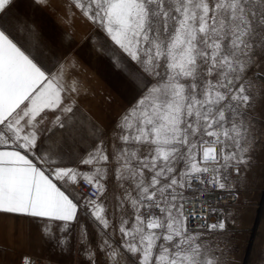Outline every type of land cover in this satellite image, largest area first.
Listing matches in <instances>:
<instances>
[{
  "label": "snow or ice",
  "instance_id": "6c2138e0",
  "mask_svg": "<svg viewBox=\"0 0 264 264\" xmlns=\"http://www.w3.org/2000/svg\"><path fill=\"white\" fill-rule=\"evenodd\" d=\"M15 4L0 0V213L38 218L59 250L75 233L83 264H222L226 218L193 229L184 205L235 190L264 139L249 111L264 77L248 76L264 0H30L54 32ZM85 44L128 94L106 119Z\"/></svg>",
  "mask_w": 264,
  "mask_h": 264
},
{
  "label": "rangeland",
  "instance_id": "374dc122",
  "mask_svg": "<svg viewBox=\"0 0 264 264\" xmlns=\"http://www.w3.org/2000/svg\"><path fill=\"white\" fill-rule=\"evenodd\" d=\"M39 15L46 22L49 32L57 29L54 18L39 9ZM85 65L84 76L95 95L87 103L96 117L108 118L128 100V94L121 77L113 70L106 58L96 56L85 44L79 49ZM249 78L264 77V57L257 56L248 73ZM112 98L111 107L106 103ZM252 122L259 132H264V94H257L253 107L249 110ZM223 196L235 194L237 201L228 205H218L213 212V220L219 216L226 218V231L210 237L219 251L216 255L222 264H264V139H258L251 154V164L242 171L235 190L220 191ZM189 193H187V196ZM212 220V222H213ZM41 222L32 224L31 246L25 254L50 259L60 264H83L84 257L74 238L70 249L59 250L42 237Z\"/></svg>",
  "mask_w": 264,
  "mask_h": 264
},
{
  "label": "crops",
  "instance_id": "0c3cea01",
  "mask_svg": "<svg viewBox=\"0 0 264 264\" xmlns=\"http://www.w3.org/2000/svg\"><path fill=\"white\" fill-rule=\"evenodd\" d=\"M16 8L34 16L44 26L46 22L33 9L30 0H16ZM95 116V115H94ZM41 222L38 218L25 215L0 213V264H19L23 254L31 246L32 224Z\"/></svg>",
  "mask_w": 264,
  "mask_h": 264
},
{
  "label": "built area",
  "instance_id": "2783aa9c",
  "mask_svg": "<svg viewBox=\"0 0 264 264\" xmlns=\"http://www.w3.org/2000/svg\"><path fill=\"white\" fill-rule=\"evenodd\" d=\"M236 201L237 196L235 194L223 196L218 189L212 191L201 189L199 191L189 192L188 199L185 201L184 205L185 214H192L189 218L192 221L191 227L195 229L196 226L201 223L202 216L207 222H212L213 212H211L210 209H215L218 205L225 206L235 203ZM25 258L31 260L32 264H60L50 259L36 257L29 254H23L19 264H23Z\"/></svg>",
  "mask_w": 264,
  "mask_h": 264
}]
</instances>
